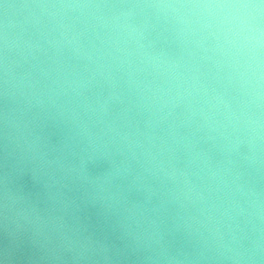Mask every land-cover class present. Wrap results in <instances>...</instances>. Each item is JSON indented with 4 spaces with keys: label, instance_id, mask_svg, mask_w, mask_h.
<instances>
[{
    "label": "clouds",
    "instance_id": "obj_1",
    "mask_svg": "<svg viewBox=\"0 0 264 264\" xmlns=\"http://www.w3.org/2000/svg\"><path fill=\"white\" fill-rule=\"evenodd\" d=\"M0 264H264V0H0Z\"/></svg>",
    "mask_w": 264,
    "mask_h": 264
}]
</instances>
